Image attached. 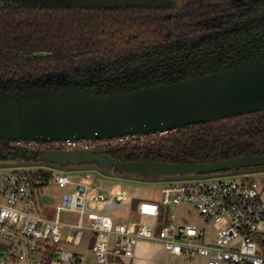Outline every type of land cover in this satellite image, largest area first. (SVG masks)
Segmentation results:
<instances>
[{"label":"built area","instance_id":"obj_1","mask_svg":"<svg viewBox=\"0 0 264 264\" xmlns=\"http://www.w3.org/2000/svg\"><path fill=\"white\" fill-rule=\"evenodd\" d=\"M171 133L152 132L139 142L128 136L115 143L144 148ZM27 167L0 170V264H89L86 253L73 249L86 236L87 252L98 264H108L111 255L132 258L142 242L162 246L177 259L174 264H264L263 184L247 174L236 175L241 180L218 175L165 182L156 202L143 201L139 191L104 196L89 171L78 175ZM42 172L50 174L47 185L63 190L52 216L40 214ZM133 203L137 220L130 231L114 216ZM184 204L200 215L204 228L178 216ZM72 217L75 222L67 221Z\"/></svg>","mask_w":264,"mask_h":264},{"label":"water","instance_id":"obj_2","mask_svg":"<svg viewBox=\"0 0 264 264\" xmlns=\"http://www.w3.org/2000/svg\"><path fill=\"white\" fill-rule=\"evenodd\" d=\"M16 5L165 8L166 0H8ZM264 111V59L202 77L99 95L95 88L0 91V166L96 170L108 177L170 182L264 171V155L209 162L120 160L137 143L116 139L180 129ZM7 167V168H9ZM47 196H43L45 203Z\"/></svg>","mask_w":264,"mask_h":264},{"label":"flooded vegetation","instance_id":"obj_3","mask_svg":"<svg viewBox=\"0 0 264 264\" xmlns=\"http://www.w3.org/2000/svg\"><path fill=\"white\" fill-rule=\"evenodd\" d=\"M166 1L175 6L103 10L16 5L0 0V17L24 10L37 18L44 14L47 19L57 11L75 9L101 13L120 9L157 10L156 14L145 11L137 16L145 17L140 24L144 32H151L154 37L139 44L128 39L123 51L113 52L101 44L89 53L68 59L39 53L14 68H6L0 59V91L22 94L90 87L97 89L99 95L117 94L137 87L169 85L264 59V0ZM148 20L152 26L147 24ZM194 126L197 128L173 132L154 146H128L118 155L183 162L216 161L230 153L264 155V111ZM194 140L207 141V146L201 145L199 150L188 147ZM11 155L10 150L0 149L1 158Z\"/></svg>","mask_w":264,"mask_h":264},{"label":"trees","instance_id":"obj_4","mask_svg":"<svg viewBox=\"0 0 264 264\" xmlns=\"http://www.w3.org/2000/svg\"><path fill=\"white\" fill-rule=\"evenodd\" d=\"M145 11L156 14L157 10L120 9L101 13V11L75 9L65 12L57 11L53 15L54 17L51 16L49 19L44 17V14L37 18L27 10L9 12L0 17V59L6 68H14L39 53H52L68 59L76 54L89 53L101 44L109 47L113 52L123 51L128 39L139 44L141 40L154 37L151 32H144V28L140 24L145 17L137 18ZM152 20L156 21V18ZM147 24L152 26L149 20ZM153 24L156 26L154 22ZM196 128L193 125L182 129ZM177 140L178 138H176ZM180 140H183L182 143L185 142L184 138H180ZM203 141L194 140L187 146L199 150L201 145L207 146V141ZM249 155L252 154L248 152L230 153L220 160ZM119 158L126 161L143 160L133 157L125 158L123 154ZM4 159L6 158L0 157V160ZM187 161L206 162L201 159ZM49 178V173L42 172V179H39L40 183L37 184V188L45 187ZM36 179L38 178L36 177Z\"/></svg>","mask_w":264,"mask_h":264},{"label":"rangeland","instance_id":"obj_5","mask_svg":"<svg viewBox=\"0 0 264 264\" xmlns=\"http://www.w3.org/2000/svg\"><path fill=\"white\" fill-rule=\"evenodd\" d=\"M9 167V166H7ZM5 166H0V170L3 168H7ZM29 170H36L39 168H42V166H31L27 167ZM92 172L95 179L97 180L96 184L101 190V193L103 195H113L116 191H125L127 193L133 194L137 191L141 194V199L143 201H156L160 202L161 199V190L165 184V182L162 181H143V180H134V179H124L119 177H108L101 173H99L96 170H85ZM75 172L82 174L80 172H83V170L78 171H71L70 173ZM69 173V174H70ZM249 178L252 179H263L264 178V171L260 172H253L250 174H247ZM241 176V175H240ZM240 176H236V178L240 179ZM188 180V179H186ZM176 181H184V180H176ZM38 197L40 199L39 201V209L40 214L46 215L47 212L50 213V215L54 212L55 206L58 204L61 194L63 193V190L59 189L56 185L50 184L46 185L45 187L38 188ZM50 195L55 198V204L49 205L48 207L45 206V204L42 203V196L43 195ZM175 209L173 208L172 211ZM49 215V214H48ZM178 216L184 217L186 221L194 223L199 225L200 228H204L205 224L200 217L189 205H183L178 210ZM114 219H120L118 216H114ZM134 219V218H133ZM67 221L75 222L76 220L72 217V219L67 218ZM207 236V230L205 231ZM210 239H212V236H210ZM176 262V259L173 257L171 258V263L174 264Z\"/></svg>","mask_w":264,"mask_h":264},{"label":"crops","instance_id":"obj_6","mask_svg":"<svg viewBox=\"0 0 264 264\" xmlns=\"http://www.w3.org/2000/svg\"><path fill=\"white\" fill-rule=\"evenodd\" d=\"M80 175V174H78ZM260 180L263 184V193H262V198L264 201V178L263 179H257ZM47 196V201L44 203L42 200V203L45 204L46 207L49 205H54L55 204V198L48 195H43ZM42 196V198H43ZM105 196V195H104ZM109 196V195H106ZM56 207V206H55ZM136 207L137 204L133 203L131 206H127L125 208V211L121 216H119L121 224L125 227L127 230H133L135 227V221L137 220V213H136ZM55 210V209H54ZM47 214L50 215V213L47 212ZM54 214V212L51 214V216ZM69 218V217H68ZM134 218V219H133ZM87 247H88V236L85 238V242L83 245L80 247L73 248L77 252L80 253H86V261L89 264H98L94 257L87 252ZM171 258L162 248V246L158 244H150V243H145L142 242L140 243L136 250L135 254L132 258H119L115 255H111L109 257V262L108 264H172L171 263ZM177 261V259H176Z\"/></svg>","mask_w":264,"mask_h":264}]
</instances>
